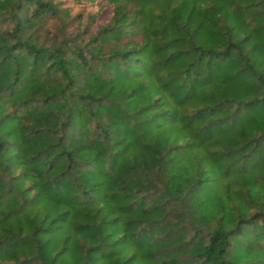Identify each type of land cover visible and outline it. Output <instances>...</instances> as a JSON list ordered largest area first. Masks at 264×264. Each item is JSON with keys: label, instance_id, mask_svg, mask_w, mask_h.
I'll return each instance as SVG.
<instances>
[{"label": "trees", "instance_id": "1", "mask_svg": "<svg viewBox=\"0 0 264 264\" xmlns=\"http://www.w3.org/2000/svg\"><path fill=\"white\" fill-rule=\"evenodd\" d=\"M0 264H264V0H0Z\"/></svg>", "mask_w": 264, "mask_h": 264}]
</instances>
